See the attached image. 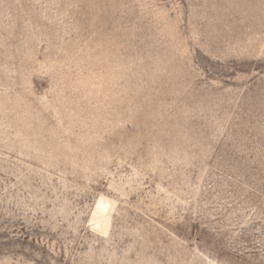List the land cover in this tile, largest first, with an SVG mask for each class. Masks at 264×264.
I'll list each match as a JSON object with an SVG mask.
<instances>
[{"label":"rangeland","instance_id":"obj_1","mask_svg":"<svg viewBox=\"0 0 264 264\" xmlns=\"http://www.w3.org/2000/svg\"><path fill=\"white\" fill-rule=\"evenodd\" d=\"M0 264H264V0H0Z\"/></svg>","mask_w":264,"mask_h":264},{"label":"water","instance_id":"obj_2","mask_svg":"<svg viewBox=\"0 0 264 264\" xmlns=\"http://www.w3.org/2000/svg\"><path fill=\"white\" fill-rule=\"evenodd\" d=\"M106 212H107V211H106ZM106 212H105V213H106Z\"/></svg>","mask_w":264,"mask_h":264}]
</instances>
